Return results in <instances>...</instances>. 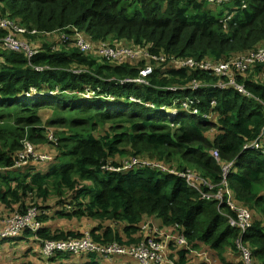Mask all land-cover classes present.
Instances as JSON below:
<instances>
[{"label": "trees", "instance_id": "16d2710c", "mask_svg": "<svg viewBox=\"0 0 264 264\" xmlns=\"http://www.w3.org/2000/svg\"><path fill=\"white\" fill-rule=\"evenodd\" d=\"M205 4L0 0L2 15L35 30L25 37L35 41L37 50L28 58L0 46V214L9 217L35 206L41 225L35 231L25 229L21 242L39 246V240L79 239L88 233L97 244L129 246L163 231L187 241V246L168 241L166 259L173 264H208L217 258L222 264H246L239 244L249 250L250 264H264V131L259 149H245L264 126V60L243 71L231 64L229 76L174 64L186 58L231 62L264 48V0L213 5H223L217 15ZM224 13L231 16L226 24ZM78 32L94 46L123 42L137 57L113 61L97 55L96 47L82 52L75 45ZM4 34L0 29V37ZM146 57L157 60L150 58L151 73L137 82ZM229 79L242 84L249 96L231 85L219 86ZM194 80L204 85L192 89ZM168 109L178 112L172 116ZM47 110L51 113L43 121L41 113ZM50 127L59 129L49 138ZM25 139L33 146L50 144L60 162L40 169L44 163L31 161L16 169ZM132 159L138 161L132 167L135 173L114 171ZM140 160L159 162L167 170ZM8 169L23 173L4 174ZM186 170L203 176L212 189H191L174 172ZM218 190L221 201L212 196ZM49 196L54 200L45 211ZM227 199L250 210L251 228L242 232L231 225L234 213ZM49 214L83 219L85 226L52 230ZM143 221L154 224L158 233L152 226L143 231ZM11 239L0 238V250ZM68 255L57 253L49 263L94 264L100 258L92 252L73 255L76 260ZM103 260L138 264L131 256Z\"/></svg>", "mask_w": 264, "mask_h": 264}, {"label": "built area", "instance_id": "2783aa9c", "mask_svg": "<svg viewBox=\"0 0 264 264\" xmlns=\"http://www.w3.org/2000/svg\"><path fill=\"white\" fill-rule=\"evenodd\" d=\"M204 1L210 5H221L222 3L228 2L230 0H204ZM241 7H245L244 1H241ZM230 18H231L230 15L224 13L223 14V20H225L224 24H226L227 20H229ZM0 29L5 31V34L2 37H0V46L2 48L14 52H23L27 55L28 58L32 57L37 52L34 46L30 45L31 43H29V40L25 37V35L27 34L30 33L34 34L35 30L29 31L25 26L19 24L17 21L5 15H2L1 13H0ZM75 45L82 52L90 51L92 47H96L97 55L101 57H106L113 61L121 60L123 57H128L129 59H134L135 57H137V53L131 48H122L119 47L118 45H111L109 43H104V42H102L100 45L94 46L88 37L84 36L79 32L76 33L75 35ZM145 55L147 54L145 53ZM149 58L157 60L156 58L153 57H149ZM263 60H264V48H260L257 52H253L248 55H241L235 58L234 60H232L231 62H224V63H214L211 61L196 62L192 58H186V59H177L174 61V64L178 66L183 65L190 68H199L201 70L213 72L215 75L229 76L230 74L228 70L231 64L236 69L243 71L246 68H248L251 64ZM152 69H153L152 66L147 65L145 68H143L140 71L141 77L135 79V81L144 82L142 78L147 74L151 73ZM126 81H132V80H126ZM203 85H204L203 83H199L198 81L195 80L190 84L192 89H199ZM225 85H231L235 87L240 93L249 96V92L246 90V88L242 84L236 83L233 79H229L226 83L220 82L219 84L220 87H223ZM185 108L187 112L189 113L192 112L193 114H197L196 109L190 111L187 107ZM177 112H178L177 109H168L166 111L167 114L169 115L171 114L172 116L176 115ZM263 131H264V126L263 129H261V133L258 135V137L252 142L248 143V146H246L245 149L246 148L259 149L260 148L259 141L261 139ZM31 150L32 148L29 145L26 147V149L25 147H23V150L18 154V156L26 153L30 154ZM212 153L215 157H218L217 151H213ZM21 157L23 158V156ZM19 161L20 160L18 159L16 162H14L13 167H17V169L21 167L20 169H22L23 167ZM125 162L122 167H114V170L125 172L131 170L134 164L138 163V161L133 159L128 160L127 163ZM140 164L151 165L160 170H167V167L159 162L140 160ZM229 166L227 165L223 167L224 174H227ZM174 172L181 178H184L187 185L191 189H198L200 185H204L212 189L213 185L198 173L189 170L182 172H176V171ZM208 196L210 197V194H208ZM212 196L217 198L219 201H221L222 199L221 190H218L215 194L212 193ZM227 204L234 213L233 216L234 220L232 223L230 221L231 225L238 227L242 232H244L248 228H251L252 215L250 210L246 206L241 205L240 203L236 204L232 202L230 199H227ZM36 217H37V208L30 207L27 208L23 213H14L13 215L3 219L0 222V238H15L21 235V233L25 229L35 231L41 226L40 223L36 220ZM148 225L153 227V231H152L153 233H158L157 228L154 224L148 223ZM153 235H155V237H149L146 240L141 241L136 245H129V246L115 242H111L105 245L97 244L91 240L90 235L88 233H85V235L79 239H67V240H59V241L39 240L40 243L39 247H41L39 251V255L43 259L42 264H50L49 259L57 253L60 254L65 253L69 255H81L90 252L95 253L98 257L107 260H111L112 258L120 257V256H124V257L131 256L137 260L138 264H173L171 261H168L166 259L168 241L170 239H175L177 244L181 246H187V241L182 236L173 237L171 236L170 233L163 231H160L158 233L159 236H157L156 234ZM243 252L245 255L244 261H246V264H250L249 250L247 248H244ZM246 256H247V260H246Z\"/></svg>", "mask_w": 264, "mask_h": 264}, {"label": "rangeland", "instance_id": "374dc122", "mask_svg": "<svg viewBox=\"0 0 264 264\" xmlns=\"http://www.w3.org/2000/svg\"><path fill=\"white\" fill-rule=\"evenodd\" d=\"M231 5H232V3H231ZM205 7L208 9H211L212 13L214 15H217L218 12H220V10L223 8V5L222 6H213L210 4H205ZM29 43H31L30 45L35 46V44H33L31 40H29ZM117 45L119 47H122V48H128L127 46L124 45L123 42H119V43H117ZM98 59H100V58H98ZM151 61L152 60L149 57H147L146 66L150 65L153 67L154 64L152 62H154V61H152V62ZM102 62L103 61L100 59V63H102ZM50 113L51 112L48 110L43 111L41 113L43 121H45L46 118L49 117ZM162 113H163V111H162ZM57 129H59V128H56V127L47 128L48 133H49V138H50V133H52V131L54 132ZM32 143L33 142L26 140V139L23 140V142H22V147H25V149L28 145L32 148L30 154L26 153V154L19 155V160H20L19 162L22 165V167H24L25 165L30 166L31 165L30 162L34 161L36 163L39 162L40 164L44 163L43 165H41L40 169H45L49 166V164L53 165V164H55V162L56 163L60 162L61 158L59 159V153L50 144H48V143H46V144L36 143L33 146ZM21 156H23V158ZM124 157L125 156H123V158ZM41 161H43V162H41ZM127 162L128 161H126L125 163H127ZM47 163H49V164H47ZM189 167L195 171L201 172V169L198 166L190 164ZM15 168L17 169V167H15ZM33 168L35 170L36 166ZM16 169H8V170L3 171V173L10 175V176H13V175L18 174V172H22V171L16 170ZM103 169L107 170L108 167H105ZM27 171H29V170L27 169L26 172ZM114 171H117V170H114ZM136 171H137V168H133L132 170H128L127 173H129V172L135 173ZM118 172H122V171H118ZM225 178H226V174H225ZM49 197H50V199L46 200V202L43 204L45 211L50 209V207L53 203V200H54V198L52 196H49ZM30 207H35V206H28L27 208H30ZM0 215L3 216V218H0V222L3 219L7 218V216H4V214H2V213ZM253 215L257 216L259 214H257L256 212H253ZM233 220H234V217L230 218L231 223L233 222ZM92 222H95V220L90 221V223H92ZM49 224H50V227L52 230L54 227H59L61 229H66V230H74V229H82L85 226V221L83 219H79V218L67 219L64 217L63 218H60L57 216L53 217L52 215L49 214ZM141 226H142L143 230L150 229V227L148 225V221H143ZM19 236L9 240L7 245H3L4 248L2 250H0V256H2V257L4 256V258H1V260H0V262L2 261L1 264H27L28 262H32L34 264H37V260L39 259L37 255L39 254L41 247H39L38 245H36L33 242H30V243L23 242V241L21 242L19 239ZM239 245H240V249H241V251H240L241 259L244 260L245 255H244L243 249L245 247L242 244H239ZM26 248H28L29 251ZM6 254H7V257H5ZM61 255H65V254H61ZM68 256L72 260H76L78 258V257H74L73 255H68ZM75 256H77V255H75ZM201 257L202 256H200V258ZM246 260H247V256H246ZM220 262H221V260L219 258H217V261L215 263H208V264H222ZM94 264H111V263L105 262L103 260V258L100 257L96 260V262H94ZM129 264H135V262L133 260H129Z\"/></svg>", "mask_w": 264, "mask_h": 264}, {"label": "crops", "instance_id": "0c3cea01", "mask_svg": "<svg viewBox=\"0 0 264 264\" xmlns=\"http://www.w3.org/2000/svg\"><path fill=\"white\" fill-rule=\"evenodd\" d=\"M32 43L35 44V41L32 40ZM38 43H39V41L36 42V44H38ZM0 61H1V59H0ZM1 209H2V206H0V210H1ZM4 216H5V214H4ZM0 217H3V216L0 215ZM200 256H202V255H200ZM5 257H7V254L5 255ZM1 258H4V256H3V257L0 256V260H1ZM236 261H237V259L235 260V262H236ZM1 262H2V261H1ZM1 262H0V264H1Z\"/></svg>", "mask_w": 264, "mask_h": 264}, {"label": "bare ground", "instance_id": "6f19581e", "mask_svg": "<svg viewBox=\"0 0 264 264\" xmlns=\"http://www.w3.org/2000/svg\"><path fill=\"white\" fill-rule=\"evenodd\" d=\"M170 113H173V112H170Z\"/></svg>", "mask_w": 264, "mask_h": 264}]
</instances>
